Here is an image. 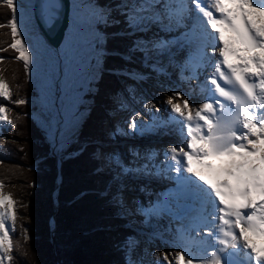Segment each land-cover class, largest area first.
<instances>
[{
    "label": "snow or ice",
    "instance_id": "snow-or-ice-1",
    "mask_svg": "<svg viewBox=\"0 0 264 264\" xmlns=\"http://www.w3.org/2000/svg\"><path fill=\"white\" fill-rule=\"evenodd\" d=\"M6 3L13 14L10 27L15 39L10 47L19 53L16 59L23 60L27 69L34 54L22 38V26L18 28L17 0H6ZM192 3L203 20L184 33V43H195L196 47L188 60L178 66L182 71H192L190 79L197 78L198 70L206 68H211V74L205 77L202 86L206 102L195 113L187 110L188 100L183 105L173 103L172 98L168 100L171 120L183 126L184 144L169 147L164 153L168 168L177 174L179 189L175 210L164 211L182 222L177 230L181 246L191 243L208 246V240L191 239V232L204 231L214 241L211 246L215 250L197 256L185 248L176 254V264H185L186 254L191 257L186 264L194 261L197 264H264V248H258L248 235L252 232L264 236V0H192ZM125 8L132 31L148 32L153 26L168 31L173 23L183 24L188 3L187 0H131ZM226 31L231 34L229 38L225 36ZM171 47V41L153 37L136 43L130 52L141 53L145 62L151 61L158 70H163V65L156 62L164 56L171 62ZM230 55L241 63H232ZM77 59V53L69 57L70 79ZM0 97L11 99L3 80H0ZM25 102L15 101L16 104ZM136 119L132 117L129 126L141 131ZM7 120L6 107L0 106V121ZM209 158L221 161L218 172L226 178L213 182L194 166L195 161L201 167L212 169L213 165L207 163ZM108 160L114 161L122 172L133 171L125 168L118 156H109ZM13 205L11 195L0 192V264H4L5 257L12 260L10 231L16 220ZM160 211L154 208L146 215H158Z\"/></svg>",
    "mask_w": 264,
    "mask_h": 264
},
{
    "label": "trees",
    "instance_id": "trees-1",
    "mask_svg": "<svg viewBox=\"0 0 264 264\" xmlns=\"http://www.w3.org/2000/svg\"><path fill=\"white\" fill-rule=\"evenodd\" d=\"M114 3V0H93L91 4L108 5L112 9L108 12L110 15L102 18L109 16V20L101 19L96 26L98 32L110 36L102 34L95 41L97 48L103 49L104 68L109 66L108 61L112 67L106 69L105 77L95 86L93 102L99 107L83 121L79 142L59 150L60 163L54 160L55 168H52L53 158L47 156L54 146L43 144L41 126L30 115L28 106L17 104L20 115L14 112L1 129L0 183L3 187L0 189L11 195L16 207L9 264H129L125 249L133 232L113 202L112 174L97 173L98 166H95L101 156L97 145L105 141L102 121L111 114L122 90L116 86L114 79L118 77L113 71H128L126 55L137 43L127 34L126 13L113 7ZM12 15L6 0H0V53L4 57L0 60V73L11 98L19 100L32 97H23L17 86L24 79L29 80L31 73L25 70L16 78L6 74L9 65L19 56L10 47L15 39L10 27ZM132 55L142 56L139 52ZM132 55L129 58L135 61ZM25 227H28L27 236Z\"/></svg>",
    "mask_w": 264,
    "mask_h": 264
},
{
    "label": "rangeland",
    "instance_id": "rangeland-1",
    "mask_svg": "<svg viewBox=\"0 0 264 264\" xmlns=\"http://www.w3.org/2000/svg\"><path fill=\"white\" fill-rule=\"evenodd\" d=\"M73 1L74 8L71 14L69 32L63 42L62 48H60V50H55L49 45V43L39 31L34 21L30 4L23 0H17L19 17H24V21L19 23L23 28L22 38L25 40V43L29 45L30 52L34 54V60L30 67L26 69L23 60L15 59V63L13 65H9V73H6L12 77L15 76V78L25 73V70L31 73L29 74V80L24 79V81H21V83L17 84L19 93L23 95V97L32 96L24 98L23 100L26 102L24 104H20V106H28L30 109V115L35 117V119L40 124V130L43 136V144L54 146L52 152L47 156V158H53L51 160L52 168H55L53 164L54 160H56L57 163H60L59 150L63 148L66 149L71 144L75 145L79 142L83 121L90 114V112L99 107V104L96 105L95 102H93L95 86L98 84L101 78L105 77L107 73L106 69L109 68V66L110 68L112 67L108 61L109 66L104 68V61L101 60V57L104 54L103 49L100 47L97 48L95 43L97 37H103L102 34L96 32V29H99V27L96 28V25L100 22L99 20L107 15L108 12H104L103 9H100L102 7L96 8L89 6L87 1L81 0L83 4L76 5L75 3L79 2V0ZM98 10L101 12H98ZM101 28L104 29L103 27ZM161 34H165L166 40L170 39L169 33L167 31H160L156 26H153L152 30L148 32H132L131 36L134 37L135 41L138 43L153 37L159 38V35ZM169 41L172 42L173 50L177 48L175 47L177 43H173V41L177 40L170 39ZM179 46L180 45H178V50H180L181 47ZM177 52H172L173 58L171 62H169L168 56H164L156 62L157 65H163V70H158V68L154 66L153 62H145L136 55L133 56L136 61L127 59L125 63V67L128 69V71L132 70L131 72L113 71L119 80L118 81L116 78L114 79L116 86H120L122 90L120 95L117 97L116 104H114V108L112 110V112L115 114V117L111 119L106 118L105 121H102L103 140H105L106 146H101V148H98L101 152V156L98 159L99 163L97 162L95 165L98 166L97 173L105 171L107 172L108 170L109 172H112L114 179L111 183V189H114V187H117L118 189L114 195L113 202L118 204L115 207L118 209L119 214L120 209L118 207H121L120 205H122L126 213L130 210L131 215L134 216L136 220L135 222L137 224V227H135L137 228L136 234L134 236H130L128 239V255L129 257L135 259L136 262L141 259L143 264H153L154 260L151 257L152 255L150 254V251L147 252V255L143 253V249H145L148 244L147 235L149 234L150 226L147 227V224L145 226V224H143L145 219L139 217L141 215V207L138 206V200L142 196L141 190H143L144 184H147V182H152L153 180L145 179L143 182H140L135 178L134 180L137 181L136 183L130 178L128 179L129 182L127 183L131 185H129L127 190H125V188L119 185L123 182L119 183L118 180H122L121 178H124V175H127L129 172H122V170L114 163V161L108 160V157L118 156L124 162L125 168L133 169L131 172L134 173L141 172V170L136 168L138 166V162L134 154H140V151L143 152V150H145L143 147L146 148V146H149L152 148V146L145 144L146 141H144L145 145L140 144V139L142 138V134L144 132L140 134L141 138H139V136L136 137V132L132 130L129 125L131 123L132 117H136V110H140V112H143L142 114L145 116V119L140 122L142 124L147 125L146 121L152 120V117L150 113H144V111H147L145 108L147 103L139 99L137 95H141L140 93L142 92L146 94L149 93V99L152 100L153 103L160 101L159 103L165 107L166 98H152V94L155 95V97L160 96L154 93V91L164 89L163 85H166V83L171 85V80H173L172 76L173 78H177L178 84H180V80H185L188 77V75L179 77L178 73H176L177 76L175 75V66L180 63L182 64L183 59L182 57H178L179 53ZM73 53L78 54V59L73 65L74 74L70 79L68 67L69 57ZM3 58V55L0 53V60ZM0 80H4V76L1 73ZM156 81H158V83H155ZM150 86L155 88V90H153L151 93ZM15 101L16 100H13L12 98L8 99L6 97H0V106L6 107V114L8 117L7 121H0V127L4 126L9 121V119L13 117L14 112L20 115V108L16 107L17 104ZM136 123H138L137 119ZM97 125L98 124L95 123L96 129ZM154 126L159 130H155L154 134L157 135L155 138H149L151 140L149 142H151L153 145L154 143L152 141L159 142L160 138L163 137L161 135V131H163V129L158 126L156 121ZM142 127L143 126L140 128L142 129ZM93 142H96V140H93ZM140 147H142V150H140ZM2 157L3 155L0 152V160H2ZM105 159L108 160V165H104L103 161ZM145 165H147V168H149V170L147 169L146 172L152 170V164L150 166L148 164H144V167ZM140 166H142V162ZM58 168L59 167H57V169ZM143 169V171H145V168ZM150 185L156 187V183L155 185ZM137 190L140 191L141 194L137 197V199H135L131 192ZM125 191L128 197V208L126 206V201L123 203L121 202L122 198H126V194H124ZM0 192H2L1 189ZM3 194L7 196L5 193ZM134 196H137V194ZM146 196L147 198L149 197L150 200L153 199V196L149 193H147ZM13 207L16 212L15 205H13ZM26 214L24 215V222L28 220ZM135 215H138L137 217H139V219H137ZM166 230L169 232H174L168 228H166ZM11 232L12 231H10V234ZM27 234L28 227L27 229L25 227V235L27 236ZM26 239L27 238L24 237L25 242H27ZM156 245L161 249V243H157ZM141 250L143 254L140 252ZM6 258L7 257H5V259ZM4 264H7V262Z\"/></svg>",
    "mask_w": 264,
    "mask_h": 264
},
{
    "label": "bare ground",
    "instance_id": "bare-ground-1",
    "mask_svg": "<svg viewBox=\"0 0 264 264\" xmlns=\"http://www.w3.org/2000/svg\"><path fill=\"white\" fill-rule=\"evenodd\" d=\"M26 1L30 4V6H32L33 4V0H23ZM162 2H164V0H162ZM175 6V4H174ZM109 14V13H107ZM196 14H198V12L196 11ZM202 21L203 17L200 15H194V16H186L184 18L183 24H185V26L188 24V27H182L180 26H175V24L173 23V26L167 31L169 33V37L170 39H175L180 41L181 47L180 50H178L177 53L179 58H183L182 59V64H184L189 56L190 53L195 49L196 45L195 43L193 44H187L184 43V33L187 32V30L192 27V22L191 21H195L197 23V21ZM165 23H167V21H165ZM171 30V31H170ZM159 38H165V34H161L159 35ZM169 39V40H170ZM62 44H61V48H62ZM55 49V48H54ZM56 50V49H55ZM209 52L211 51V49L208 50ZM173 52H175V49L173 50ZM176 53V52H175ZM181 60V59H180ZM177 64L175 67V75L176 73H178V76H185L188 75V77L184 80H180L178 84L177 83V78H173L171 82L172 84L170 85L169 83H166V85L164 86V89H160L159 91H154V93L160 95L158 97H155V95L152 94V98L154 97V99L157 98H161L164 97L166 98V105L165 107H163L161 105V103L157 102L153 103L152 100L149 99V93L146 94L144 92L140 93L141 95H137V97L139 99H141L143 102L147 103V105H145V108L147 109V111L144 113H150L152 119L154 114H156L157 116L160 115H168L171 118V112H170V105L168 104V100L169 98H172V102L173 103H179L181 105H183L184 100H188V109L192 111L193 113H195L196 109L202 105L204 102H206V94L202 91V86L204 85L205 82V77L209 76L211 73H209V68L206 69H202V70H198L199 71V75L197 78H191L192 77V71L190 69H185V70H181V68L178 65H182ZM171 73V72H170ZM177 76V75H176ZM192 80V82H191ZM155 83H158V81H156ZM154 85V84H153ZM151 87V86H150ZM155 90V88L151 87V91L150 93ZM175 93H179V95H174ZM151 95V94H150ZM138 99V100H139ZM160 100V99H159ZM139 103V102H138ZM163 104V103H162ZM134 106V105H133ZM149 109V110H148ZM143 113V112H142ZM140 112V110H136L135 114L137 117V124H139L140 122H142L143 119H145V116ZM147 118V117H146ZM151 119V118H150ZM147 125L143 126L141 131H139V134H142V138L145 139V137L153 139L155 138V136H157L155 133V130H159L155 128V122H153V120H148L146 121ZM156 123L158 124V126L163 129L162 126L159 125V121L156 120ZM176 124L175 126H173V129L175 130V134L174 131L172 130L171 133L167 136L163 135V131H161V135L163 136L162 138H160L159 142H153L154 145L153 147H149L146 146L143 147L145 150H143V152L140 151V154H134L135 157L137 158V162H138V166L136 167L138 170H141V172L139 173H134V172H129L127 175H124V178H121L122 180H118L119 184L121 187L125 188V190H127L128 186L131 184H128L127 182L128 179H132V177L135 179L136 176L139 177H143L145 180V177H147L145 174H147V172L145 173V171H143L145 168L144 164H148L149 166L152 164L153 167L152 168V172L156 173L157 172V162H163L164 159V153L165 151L172 146H176L179 147L181 145L184 144V136L181 134H176V131H179L178 127L182 125ZM178 126V127H177ZM137 132V131H135ZM123 137V136H122ZM161 137V136H160ZM125 138V137H123ZM100 146H106V142L104 141L103 143H100ZM142 147H140V150ZM186 150V149H185ZM135 152V151H134ZM103 157V154H102ZM163 158V159H162ZM104 165H108V160L105 159L104 161ZM142 162V166H140ZM208 163H210L211 165H213L212 169H208L206 167H201L200 165H197L194 163V166L197 167L200 171H202V173L204 175H210L213 176L215 178H226L224 177L222 174H220L218 172V170L221 167V162L220 163H214L211 161H208ZM166 167L167 166V162H166ZM149 170V168H147ZM104 171V170H102ZM151 172V171H150ZM129 176V178H127ZM165 177H160V180L158 182V186L156 183V187L151 186L150 184H144L143 190H141L142 192V196L141 198L136 201L138 202V206L141 207V211L143 213L148 212L153 210L154 208H158L157 202L159 200V196L160 193L166 189H170L172 187V176H170V173H165L164 175ZM114 178V176H113ZM154 175L152 174L151 177H149V179H154ZM111 188V187H110ZM132 189V188H131ZM140 191H132L131 193L133 194V197L135 199H137V197L141 194ZM147 193L151 194L153 196V199L150 200L149 197L147 198ZM126 194V198H122V203L126 201L127 203V208L129 207V203H128V197H127V193L125 191ZM137 196H134L136 195ZM133 201V200H132ZM122 206V205H120ZM130 212V210H129ZM131 222H134L133 227H137L136 224V220L134 218V216L131 215L130 213H127ZM138 215H135V217H137ZM141 216V215H140ZM139 216V217H140ZM139 217H137V219H139ZM147 225H149L151 218L148 217H144ZM164 222V223H162ZM184 224H186L187 222L184 221ZM182 226V222L180 220H177L176 218H166V217H162L161 219L158 218L157 221H153V224H150V230H149V234L148 236V244L147 247L145 249H143V253H145L147 255V252L150 251V254L152 255L151 257L153 258V264H176V254L185 251V248H188L189 251H191L192 253L196 254L197 256H204L205 252H207L208 254H210L212 251L215 250V247L211 246L214 244V241L209 237L207 232L204 231H194L191 232V239H193L194 241H199L201 239L203 240H208L209 241V245L205 246V247H201L200 244L198 243H191V244H184L183 246H181L182 242L179 241L178 239V229L181 228ZM146 228V227H145ZM166 228L173 230L172 231H167ZM147 238V237H146ZM157 243H161L162 247L161 249L158 248V246L156 245ZM142 253V250L140 251ZM142 253V254H143ZM144 254V255H145ZM167 257V259H164V257ZM145 257V256H144ZM191 258L190 256H188L186 254L185 256V264L187 262V259ZM208 258H210V255L208 256ZM145 261V260H144ZM194 264H197V262L194 261Z\"/></svg>",
    "mask_w": 264,
    "mask_h": 264
},
{
    "label": "water",
    "instance_id": "water-1",
    "mask_svg": "<svg viewBox=\"0 0 264 264\" xmlns=\"http://www.w3.org/2000/svg\"><path fill=\"white\" fill-rule=\"evenodd\" d=\"M31 9L43 37L60 50L71 24L72 0H33Z\"/></svg>",
    "mask_w": 264,
    "mask_h": 264
}]
</instances>
